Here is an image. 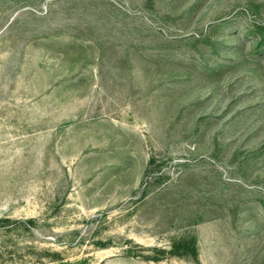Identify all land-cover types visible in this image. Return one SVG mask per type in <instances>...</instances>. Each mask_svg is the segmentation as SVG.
<instances>
[{"label":"rangeland","instance_id":"obj_1","mask_svg":"<svg viewBox=\"0 0 264 264\" xmlns=\"http://www.w3.org/2000/svg\"><path fill=\"white\" fill-rule=\"evenodd\" d=\"M262 38L264 0H0V264H264Z\"/></svg>","mask_w":264,"mask_h":264},{"label":"trees","instance_id":"obj_2","mask_svg":"<svg viewBox=\"0 0 264 264\" xmlns=\"http://www.w3.org/2000/svg\"><path fill=\"white\" fill-rule=\"evenodd\" d=\"M264 39V38H262ZM152 164L154 163V160H151ZM4 221V220H3ZM6 223H9L8 220L5 221ZM34 220H28L25 222L27 226L35 225ZM105 247V244H103ZM160 253L162 254H169L170 256L175 257H192L197 264H200L199 260V248H198V240L197 237L193 236L189 239H180L173 243L171 249L169 251L160 250ZM155 260H158V258H154Z\"/></svg>","mask_w":264,"mask_h":264}]
</instances>
